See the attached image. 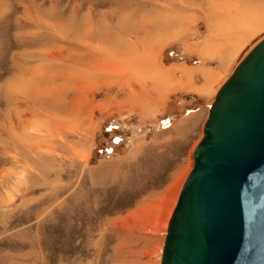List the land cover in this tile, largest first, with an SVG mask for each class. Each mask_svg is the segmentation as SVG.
<instances>
[{
	"label": "rangeland",
	"instance_id": "obj_1",
	"mask_svg": "<svg viewBox=\"0 0 264 264\" xmlns=\"http://www.w3.org/2000/svg\"><path fill=\"white\" fill-rule=\"evenodd\" d=\"M182 1L194 19L153 41L145 70L142 31L171 0H0V264H160L208 106L264 37V4L217 0L215 32L243 41L228 56L215 34L201 51L208 2ZM95 62L132 75L136 96L118 75L76 86ZM154 68L167 75L156 90Z\"/></svg>",
	"mask_w": 264,
	"mask_h": 264
},
{
	"label": "water",
	"instance_id": "obj_2",
	"mask_svg": "<svg viewBox=\"0 0 264 264\" xmlns=\"http://www.w3.org/2000/svg\"><path fill=\"white\" fill-rule=\"evenodd\" d=\"M160 264H264V37L208 106Z\"/></svg>",
	"mask_w": 264,
	"mask_h": 264
},
{
	"label": "bare ground",
	"instance_id": "obj_3",
	"mask_svg": "<svg viewBox=\"0 0 264 264\" xmlns=\"http://www.w3.org/2000/svg\"><path fill=\"white\" fill-rule=\"evenodd\" d=\"M216 1L217 0H207V2H208L207 4L209 6V8H208L209 9L208 10V16L207 17H209V19H210L209 20V26L211 27V29L209 31V34L206 36L205 40L203 41V44L200 46V50L201 51H207L211 47V45H213V42L216 39L214 37V35L216 34V35H218L220 37L219 38L220 45L224 44L226 52H227V55L229 56L231 54V50H233V48H235L237 43L239 44V43H241L243 41V34H241V33H239L238 35L228 34L227 32H225L226 30L223 31L222 33L218 32V34H217V32H215V28H213L214 27L213 25L216 24L217 21H219V18L221 19V17H222L221 14H219V13H217V12H215L213 10L212 6L214 5V3ZM166 2H168V1H166ZM249 2H258L260 4H264V0H243V4L240 3L239 6L249 4ZM171 3H173L175 5L169 6V4H168V6H167L168 9H166L167 11L164 14V18L160 19L159 21H157L159 23L158 25H156V26L151 25L153 23V21H151V19L150 20L147 19L149 21V22H146L147 23V25H146L147 27L145 26L146 28H144L143 31H142L146 36L148 35V36L151 37V38H146V44L145 45L141 46V44H140V46L142 47L141 49H142V54H143V55L140 54V56H141L140 59H142V60H140V65H142V68L145 69V70H146V68L148 69V67H149L148 64H149V62L151 60H148L147 57L144 60V58H145L144 54L148 53L151 50V46L150 45L153 44V41L154 42H160V41H163L166 38L171 39V36L174 37L175 34H177L176 35V37H177L178 35L185 33V31H186L185 29L187 27H189V22L192 21V19H194V16H193L194 13H192V14L184 13V10H187V9L191 10L193 8V6H194V2L193 1H191V3H189V1H188L189 5L184 4V2L182 0H171ZM171 19H174L175 23H173L171 21ZM121 33H122V37L124 39H129V40L132 39V40H134L133 42H135V43L138 42V41H136V39L134 38L133 35H131V34L128 35V34H125L123 32H121ZM211 33H213V35ZM83 42H85V41H83ZM123 43H125V41H123ZM97 49H98V47H97ZM120 49H121V47L120 48H116L115 51H119ZM125 50H127V49H125ZM100 51L103 53L102 49H100ZM244 55H242L241 57H243ZM98 57L99 56H97V58H96L97 61H98ZM125 64H126V62H125ZM120 65H118V66H120ZM108 66H109V64H101V63L95 62V63L91 64L90 68L86 67V69H83L84 70L83 73H81L80 71H78V72L75 71L74 74L76 76L79 73L80 75H82L81 77H84L86 79L83 82L82 81L78 82L76 84V86L86 85V83L87 84L88 83H90V84H98L100 82H105V81L113 82L114 78H116L115 76H117L118 74H113L114 73L113 71H112L113 73H111L110 69L113 70V68H110ZM154 69H155L154 70L155 74L152 76L153 77V81H152V87H151L153 90L155 88L158 89V86H160V85H164L165 84V82L163 81L164 77L167 78V75H166L165 71H163L161 69H158V68H154ZM120 70L123 71V73L125 72L123 67L120 68ZM120 70H119V72H120ZM87 72L90 73L89 76H87L88 75V74H86ZM137 73H139V72L137 71ZM130 76L132 77V75H130ZM130 76L127 77L126 74H125V78L122 79L118 75V81L122 82L121 84L123 86H125L127 88H130L129 93H131V94H129V96L134 98V96H136L137 93L136 92L133 93V89H131V87L129 86V83L125 82V81L129 80ZM210 76H211V74H210ZM71 77H72V80H73V74H71ZM208 78H212V77H208ZM140 89L144 90L145 94L147 93V89L148 88H146L145 82L143 83L142 88H140ZM143 97L144 98L145 97H149V94H146ZM145 100H149V99H145ZM146 103H148V101ZM144 105L145 106H150L148 104H144Z\"/></svg>",
	"mask_w": 264,
	"mask_h": 264
}]
</instances>
